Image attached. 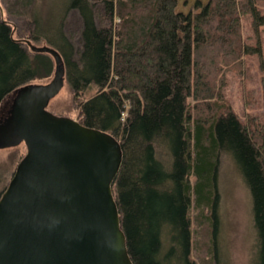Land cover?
I'll use <instances>...</instances> for the list:
<instances>
[{"label": "trees", "instance_id": "16d2710c", "mask_svg": "<svg viewBox=\"0 0 264 264\" xmlns=\"http://www.w3.org/2000/svg\"><path fill=\"white\" fill-rule=\"evenodd\" d=\"M262 1L208 0L183 13L176 11L178 0H60L51 5L50 21L38 3L29 10L24 38L60 53L73 99L96 89L80 101L78 121L120 141L122 164L112 192L133 264H197L190 258L192 199L210 227V259H217L216 176L223 152L250 191L256 264H264V125L248 127L234 114L192 122L186 107L191 95L210 98L216 60L261 57ZM70 11L80 19L78 47L64 31ZM246 21L255 45L248 35L242 40ZM21 40L0 19V105L53 72L51 57L31 52Z\"/></svg>", "mask_w": 264, "mask_h": 264}, {"label": "water", "instance_id": "95a60500", "mask_svg": "<svg viewBox=\"0 0 264 264\" xmlns=\"http://www.w3.org/2000/svg\"><path fill=\"white\" fill-rule=\"evenodd\" d=\"M21 42L49 55L54 71L50 82L21 86L0 107V150L26 147L0 195V264H133L112 192L120 141L50 113L65 81L62 56Z\"/></svg>", "mask_w": 264, "mask_h": 264}, {"label": "rangeland", "instance_id": "374dc122", "mask_svg": "<svg viewBox=\"0 0 264 264\" xmlns=\"http://www.w3.org/2000/svg\"><path fill=\"white\" fill-rule=\"evenodd\" d=\"M207 1L178 0L176 11L196 12L197 2L200 5H205ZM59 2L60 0H0V19L11 26L13 38L26 39L24 33L30 26L29 10L32 4L38 3L40 10L43 11L41 16H45L46 19L49 17L47 20L50 21L51 5ZM92 2L99 3L100 0H92ZM259 6L264 12V1L260 2ZM52 16L55 17V13ZM117 22L118 19H115L114 24ZM79 29V16L75 11H70L64 19V31L76 47L79 46ZM242 32V40L246 41L248 35V43L255 45L256 39L248 21L243 22ZM259 39L261 57L258 54L245 55L239 61L241 64L236 59L230 58L225 59V62L216 60V65L214 64L215 66L211 69L209 78V94L211 95L208 97L210 98H206V93H200L202 97L197 98L198 100L192 95L186 99V107L192 122L197 119L209 121L218 115L234 114L243 125L248 127L253 122L254 125H264V96L262 92L264 83V26L260 28ZM32 43L36 46L46 45L43 41H32ZM52 76L53 72L48 78L37 80L34 83L47 84ZM95 93L96 89L92 87L85 92L82 99L74 100L69 85L64 81L60 92L50 100L47 110L57 116L79 120L80 101L93 96ZM25 153L24 144L0 150V191L6 188L17 164ZM189 179L192 185L196 181L194 175H191ZM216 193L218 197L217 259L213 261L210 259V227L206 222L204 223L205 217L201 209L196 208L192 199L189 211L192 233L191 260L197 264H256L257 241L253 223L251 194L235 162L227 152H223L219 156Z\"/></svg>", "mask_w": 264, "mask_h": 264}]
</instances>
